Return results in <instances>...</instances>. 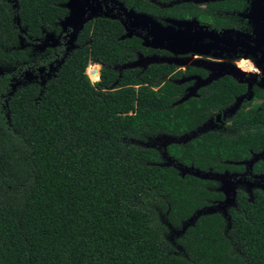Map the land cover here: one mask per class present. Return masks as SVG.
Returning <instances> with one entry per match:
<instances>
[{
    "label": "trees",
    "instance_id": "1",
    "mask_svg": "<svg viewBox=\"0 0 264 264\" xmlns=\"http://www.w3.org/2000/svg\"><path fill=\"white\" fill-rule=\"evenodd\" d=\"M67 1L0 0V264H264V192L251 202L239 191L229 220L220 212L199 215L178 239L187 256L176 254L151 200L181 227L225 194L212 179L163 165L156 148L127 142L142 131L195 129L232 91L244 90L240 85L214 82L206 95L181 101L185 84L158 81L175 67L154 64L141 74L125 70L111 88L119 76L111 66L125 62L126 47L140 40H118L120 23L98 18L78 32V46L47 80L12 89L20 71L48 65L57 50L49 48L44 60L21 46V35L35 41L58 32ZM123 1L136 10L147 3ZM91 60L103 63L96 82L87 73ZM251 115L236 116L238 135L210 131L171 144L169 153L204 172L243 170L226 160L264 148V119Z\"/></svg>",
    "mask_w": 264,
    "mask_h": 264
},
{
    "label": "flooded vegetation",
    "instance_id": "2",
    "mask_svg": "<svg viewBox=\"0 0 264 264\" xmlns=\"http://www.w3.org/2000/svg\"><path fill=\"white\" fill-rule=\"evenodd\" d=\"M68 3L69 0L66 3L67 6ZM80 4L83 13L79 24L71 32L72 36L66 38L67 32L61 31L63 21L70 14L69 7L67 15L60 22L59 31H53V33L63 35V43L53 47L57 49L55 56L63 60L71 48L78 46L76 35L87 22L98 18L118 21L123 30L118 40L137 38L140 40V44L139 46L129 44L126 47L125 62L115 63L111 66L119 75L111 88L120 82L125 70L137 69L141 74L151 65L168 64L174 66V70L161 75L158 81L163 79L164 81L172 80L176 84H185L182 99L193 85V77L197 76L202 81L206 80L207 83L198 89L197 95L188 98H199L206 95L210 85L214 82L223 84L227 79L244 89L239 93L232 91L233 99L220 109L214 110L213 114L201 124L210 122L217 124L216 127L204 133L219 131L223 134L238 135L241 126L235 123V118L239 113L250 115L252 113L264 119V0H147L144 10L128 7L123 0H80ZM145 14L150 15L151 25H157L161 30L157 31L152 26H141L138 18ZM170 32L180 34L181 37L199 40L189 46L177 44L173 40L169 42L166 38L164 39V36ZM90 41L92 42V39ZM68 46L70 48L67 50ZM192 48H196V50ZM147 57L188 59L189 63L177 65L156 62L147 64V66L141 63L135 68L121 70V65ZM198 59H205V64L194 65L193 62ZM242 61H246V66H241ZM216 62H220V64L232 63L233 65L230 67L232 70L227 67L223 71H214L213 73L209 69H211V64ZM248 63H252V67L248 66ZM92 66V70H97L96 81H98L101 79L103 63L91 60L87 70ZM189 67H195L199 69V72L186 73ZM179 72H182V75L176 77L175 75ZM88 75L91 76L90 71ZM153 88L157 89V86H153ZM243 126L253 125L247 123ZM226 162L232 165H243L244 168L243 170L213 172L236 175L252 186L250 194L243 188H238L237 193L239 191L247 193L249 201L252 202L255 192H264V167L262 166L264 164V148L261 151L251 150L249 158L235 161L226 160ZM214 181L216 190L223 192L219 188V183ZM219 201L222 200L215 202Z\"/></svg>",
    "mask_w": 264,
    "mask_h": 264
},
{
    "label": "rangeland",
    "instance_id": "3",
    "mask_svg": "<svg viewBox=\"0 0 264 264\" xmlns=\"http://www.w3.org/2000/svg\"><path fill=\"white\" fill-rule=\"evenodd\" d=\"M70 5L72 8L70 11V14L67 16V18L62 23V32H67L66 38L71 37V32L76 26L79 24L80 17L82 15V11L79 10L78 4H80V0H69ZM70 7V6H69ZM99 11L97 10V13ZM139 23L141 26H152L153 29L159 31L161 28L157 25H151V17L149 14L141 15V17L138 18ZM62 37L60 33H53L48 32L45 33L44 37L42 39H35V41H29L27 40L24 35H21L20 42L21 46L23 48H28L30 52H33L34 54H40L44 53V60L49 59L51 55L48 52L49 47H54L57 45H61ZM70 41V40H69ZM68 43V42H66ZM69 45V43H68ZM70 48V46L67 47V50ZM62 62V59L58 56H55L53 62H50L48 65L46 64H38L36 62H32L28 67L22 71L18 75H16L13 78V81L11 83L12 89H16L17 86L22 84H27L32 81H40L44 82L47 80L52 74H54L59 67L60 63ZM194 65L201 66L202 64H205V59H198L193 62ZM241 64V63H240ZM210 65V64H209ZM232 63H222L216 62L215 64H211V69L214 73V71H223L224 68L229 67V70H232L230 67L232 66ZM242 66V65H241ZM186 67V66H183ZM222 69V70H221ZM2 69H0V72ZM91 73V70H87V73ZM92 81H96L98 77L90 76ZM193 85L188 89V91L185 93L184 99L195 96L198 94V89L207 83L206 80H201L198 76L193 77ZM217 124L210 122V123H204L203 125H199L194 130L188 131L185 134L182 135H172L165 132H159L156 134H151L145 131H142L138 134H136L134 137L130 138L127 142L132 144H137L144 147H152L156 148L161 155L162 158V164L163 165H169L176 167L181 175L185 174H195L196 175V169H190L179 163L174 157L171 156L169 153L168 147L171 144H186L193 139H195L200 134L204 133L205 131L216 127ZM254 158V157H253ZM252 161V160H251ZM249 161V162H251ZM198 177L203 179H212L216 180L219 183V188L223 191L225 194V199L219 202H213L209 207L204 208L197 214H205V213H214V212H220L224 216L227 217L229 220V208L232 206H235L236 204V193L238 188H243L249 191L252 190V186H249L248 183L244 182V179H240L236 175L225 173V174H218L213 171H206V172H200L198 173ZM156 198L161 199L162 201H166L164 196L162 194H156ZM150 207L155 211V220L159 227H162L165 229V238L173 244L175 247L174 252L176 254H180L183 256H187L185 249L183 246H181L178 243V239L183 235V232L185 228L189 225H192L196 215L190 218L189 220L185 221L181 227H174L167 218V213L162 209L161 205L156 201V199H152L150 202Z\"/></svg>",
    "mask_w": 264,
    "mask_h": 264
},
{
    "label": "water",
    "instance_id": "4",
    "mask_svg": "<svg viewBox=\"0 0 264 264\" xmlns=\"http://www.w3.org/2000/svg\"><path fill=\"white\" fill-rule=\"evenodd\" d=\"M70 6V7H69ZM68 7H69V9L70 8H72L71 7V5H70V2L68 3ZM78 8H79V10H81L82 11V7H81V4H78ZM92 15H93V13H92ZM92 15H90L91 17H92ZM76 35V34H75ZM167 39L169 42H171V40H173L175 43H177V44H183L184 46H189V45H191V44H193L195 41H197V40H199V39H189V37H181V35L180 34H175V33H173V32H170L167 36L165 35L164 36V39ZM189 39V40H188ZM195 46V45H194ZM192 49H195L196 50V48H192ZM156 62H167V63H169V64H177V65H186V64H188L189 63V60L188 59H177V58H170V57H162V58H157V57H147V58H141L140 60H138V61H135V62H132V63H126V64H124V65H121V70H123V69H126V68H135V67H137L138 65H140L141 63L142 64H144V66H147V64H151V63H156ZM98 75V73H97V70H92V72H91V76H93V75ZM187 99V98H186ZM186 99H182L181 101H183V100H186ZM185 167H187V168H190V169H196V175L195 174H193V175H195V176H198V173H200V172H203L202 170H200V169H197V168H195L194 166H191V167H189V166H185ZM209 207V206H208ZM205 208H207V207H205ZM204 209V208H203ZM203 209H200L199 211H197V213L198 212H200L201 210H203ZM196 213V214H197ZM195 214V215H196ZM204 214V213H203ZM205 214H207V213H205ZM194 215V216H195ZM199 215H201V214H197L196 215V218L199 216ZM192 218V217H191ZM196 218H195V220H196ZM194 220V221H195ZM194 223V222H193Z\"/></svg>",
    "mask_w": 264,
    "mask_h": 264
},
{
    "label": "bare ground",
    "instance_id": "5",
    "mask_svg": "<svg viewBox=\"0 0 264 264\" xmlns=\"http://www.w3.org/2000/svg\"><path fill=\"white\" fill-rule=\"evenodd\" d=\"M241 65H242V66H246V61H242V62H241ZM248 66L252 67V63H250V64L248 63ZM247 68H248V67H247ZM247 68H246V69H247Z\"/></svg>",
    "mask_w": 264,
    "mask_h": 264
}]
</instances>
